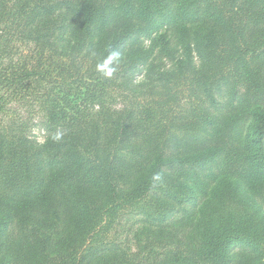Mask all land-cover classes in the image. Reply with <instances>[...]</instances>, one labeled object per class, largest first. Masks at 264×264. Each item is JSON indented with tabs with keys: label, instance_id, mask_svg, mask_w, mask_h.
<instances>
[{
	"label": "trees",
	"instance_id": "obj_1",
	"mask_svg": "<svg viewBox=\"0 0 264 264\" xmlns=\"http://www.w3.org/2000/svg\"><path fill=\"white\" fill-rule=\"evenodd\" d=\"M0 264H264V0H0Z\"/></svg>",
	"mask_w": 264,
	"mask_h": 264
},
{
	"label": "rangeland",
	"instance_id": "obj_2",
	"mask_svg": "<svg viewBox=\"0 0 264 264\" xmlns=\"http://www.w3.org/2000/svg\"><path fill=\"white\" fill-rule=\"evenodd\" d=\"M16 109V108H15ZM16 113H19V114H23V111H22V109H16ZM33 135L38 139V140H42V137H43V132H42V130L40 129V127L39 126H35L34 128H33ZM118 235L120 236V237H122V238H126L127 237V240L128 241H130V240H132L131 239V235H129V232H128V230H127V228H121V229H119L118 230ZM127 235V236H126Z\"/></svg>",
	"mask_w": 264,
	"mask_h": 264
}]
</instances>
